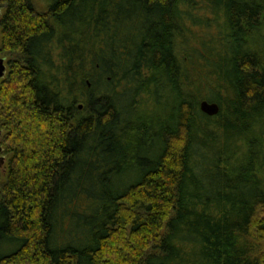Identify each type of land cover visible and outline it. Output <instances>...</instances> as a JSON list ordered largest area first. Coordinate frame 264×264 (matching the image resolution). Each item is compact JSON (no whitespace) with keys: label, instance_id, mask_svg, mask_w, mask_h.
Masks as SVG:
<instances>
[{"label":"trees","instance_id":"obj_1","mask_svg":"<svg viewBox=\"0 0 264 264\" xmlns=\"http://www.w3.org/2000/svg\"><path fill=\"white\" fill-rule=\"evenodd\" d=\"M42 1L0 0V264H264V0Z\"/></svg>","mask_w":264,"mask_h":264},{"label":"rangeland","instance_id":"obj_2","mask_svg":"<svg viewBox=\"0 0 264 264\" xmlns=\"http://www.w3.org/2000/svg\"><path fill=\"white\" fill-rule=\"evenodd\" d=\"M39 6L40 4H44V2L42 0H35ZM0 10H1V15H0V18L2 17V13L4 12V8L0 7ZM1 30H2V26L0 24V43H1ZM5 57V62H6V72L5 74L8 72V69H9V64H8V59L10 58V55H5L3 54L1 51H0V57ZM5 76V75H4ZM3 76V77H4ZM2 78H0V81H1ZM3 131L0 132V146H2V143H1V139H2V136H3ZM4 147V146H2ZM4 153L0 151V181L2 180H5L6 179V176H7V158L8 156L7 155H3ZM1 158L3 159L1 161Z\"/></svg>","mask_w":264,"mask_h":264},{"label":"water","instance_id":"obj_3","mask_svg":"<svg viewBox=\"0 0 264 264\" xmlns=\"http://www.w3.org/2000/svg\"><path fill=\"white\" fill-rule=\"evenodd\" d=\"M5 71H6L5 58L0 57V78H2L5 75ZM200 108L203 112L209 115H214L218 113L220 109V105L216 101H209L208 99H202L200 101ZM2 160L3 159L1 158V161Z\"/></svg>","mask_w":264,"mask_h":264},{"label":"flooded vegetation","instance_id":"obj_4","mask_svg":"<svg viewBox=\"0 0 264 264\" xmlns=\"http://www.w3.org/2000/svg\"><path fill=\"white\" fill-rule=\"evenodd\" d=\"M0 15H1V10H0ZM5 58V57H4ZM5 64H6V62H5ZM7 66V65H6ZM6 72V71H5Z\"/></svg>","mask_w":264,"mask_h":264}]
</instances>
